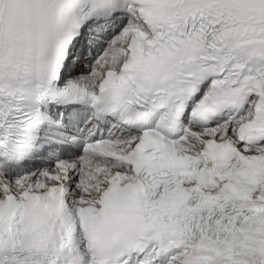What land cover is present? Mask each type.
I'll use <instances>...</instances> for the list:
<instances>
[{"label":"snow or ice","instance_id":"obj_1","mask_svg":"<svg viewBox=\"0 0 264 264\" xmlns=\"http://www.w3.org/2000/svg\"><path fill=\"white\" fill-rule=\"evenodd\" d=\"M0 264H264V0H0Z\"/></svg>","mask_w":264,"mask_h":264}]
</instances>
